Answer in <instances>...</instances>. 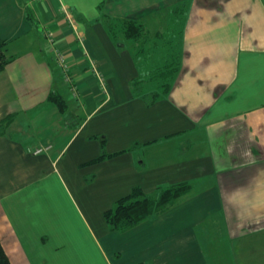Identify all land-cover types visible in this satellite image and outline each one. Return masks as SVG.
Here are the masks:
<instances>
[{"label":"crops","instance_id":"1","mask_svg":"<svg viewBox=\"0 0 264 264\" xmlns=\"http://www.w3.org/2000/svg\"><path fill=\"white\" fill-rule=\"evenodd\" d=\"M0 41L10 264L263 263L264 0H0ZM177 183L173 206L110 230L119 199Z\"/></svg>","mask_w":264,"mask_h":264},{"label":"trees","instance_id":"2","mask_svg":"<svg viewBox=\"0 0 264 264\" xmlns=\"http://www.w3.org/2000/svg\"><path fill=\"white\" fill-rule=\"evenodd\" d=\"M11 58L5 53V43L0 41V72ZM167 89L168 86H165ZM167 92V90H166ZM49 98L63 110L65 103L57 94H51ZM100 156L99 159H102ZM189 189L186 183L172 184L162 190L158 197L145 195L139 188H135L129 195L119 199L114 206L104 213V219L110 230L124 232L140 221L154 217L173 206L177 200ZM0 264H10L4 249L0 243Z\"/></svg>","mask_w":264,"mask_h":264},{"label":"rangeland","instance_id":"3","mask_svg":"<svg viewBox=\"0 0 264 264\" xmlns=\"http://www.w3.org/2000/svg\"><path fill=\"white\" fill-rule=\"evenodd\" d=\"M237 209V208H236ZM217 221H218V219H217V216H216V218H215V224H216V226L218 225V223H217ZM212 224V223H211ZM211 224H210V222L209 221H207L206 223H204V224H200L201 226H200V228H204V230L208 233L209 231H210V226H211ZM219 229H220V234H216V236H221V237H224V238H226L227 239V236L226 235H223L224 233H226L225 232V230H224V224L223 225H220L219 224ZM201 232V231H200ZM216 232H218V230L216 229ZM201 234V233H200ZM248 236H254L256 239L257 238H260V239H263L264 240V227H263V229H261V230H259L257 233H255V234H252V235H248ZM239 241H237V243H238ZM237 243H235V244H233V245H230V248H231V254H235V252H236V247H238L237 246ZM263 250H264V245H263ZM240 255H241V253H240ZM262 264H264V261H263V263Z\"/></svg>","mask_w":264,"mask_h":264},{"label":"built area","instance_id":"4","mask_svg":"<svg viewBox=\"0 0 264 264\" xmlns=\"http://www.w3.org/2000/svg\"><path fill=\"white\" fill-rule=\"evenodd\" d=\"M56 64L57 67L61 70L65 81L72 82V78L70 77L68 66L65 63L63 56L60 53H57ZM37 152H39V150H37L35 153Z\"/></svg>","mask_w":264,"mask_h":264}]
</instances>
